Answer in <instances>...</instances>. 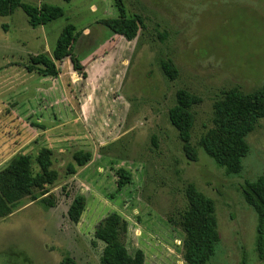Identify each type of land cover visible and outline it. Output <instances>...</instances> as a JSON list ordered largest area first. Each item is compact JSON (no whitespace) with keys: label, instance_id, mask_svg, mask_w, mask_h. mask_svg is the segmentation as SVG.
Masks as SVG:
<instances>
[{"label":"rangeland","instance_id":"rangeland-1","mask_svg":"<svg viewBox=\"0 0 264 264\" xmlns=\"http://www.w3.org/2000/svg\"><path fill=\"white\" fill-rule=\"evenodd\" d=\"M22 2L59 7L64 16L35 29L21 9L0 17V171L28 155L35 174L36 156L47 148L58 178L46 195L24 198L0 220V264H60L66 257L100 264L104 245L94 231L112 213L127 223L122 242L131 255L143 253V264H186L181 215L189 183L214 203L220 240L209 264H263L255 253L257 218L241 185L264 178V119L246 138L239 176L226 175L198 142L225 93L248 95L264 84V0H122L126 17L144 22L130 42L101 25L118 18L114 0ZM66 25L78 34L73 53L85 78L67 59L56 63L57 78L28 72L32 57L51 58ZM162 61L178 71L175 81ZM178 90L201 99L191 109L196 162L185 157L169 122ZM78 151L91 160L70 175ZM120 169L131 183L118 191ZM79 195L86 206L73 224L67 210ZM50 196L52 208L41 201Z\"/></svg>","mask_w":264,"mask_h":264},{"label":"trees","instance_id":"trees-1","mask_svg":"<svg viewBox=\"0 0 264 264\" xmlns=\"http://www.w3.org/2000/svg\"><path fill=\"white\" fill-rule=\"evenodd\" d=\"M68 2L69 0H65ZM119 16L107 19L101 25L113 35L130 42L136 39L144 27L140 16L126 17L122 0H114ZM21 9L28 19L31 28L46 26L64 16L59 7L42 4L39 7L26 5L22 0H0V17L12 15ZM78 34L73 25H66L62 30L52 56H34L30 60L28 72H37L42 77L57 78L59 70L56 63L67 59L72 71L85 78L84 68L76 58L74 45ZM163 74L170 81H175L178 71L171 63H160ZM175 105L168 112L169 122L177 131L185 157L197 161V152L191 144V133L194 117L191 109L201 103V99L185 90H178ZM264 119V84L255 92L244 95L237 90L224 94L223 98L213 104V127L200 138L198 147L226 175L239 176L242 172V161L250 149L246 138L254 132L260 120ZM52 151L43 148L36 156L37 173H33L32 159L28 155L13 158L0 171V220L10 216L21 205L24 198L35 202L46 195L45 188L52 186L58 178L52 170ZM75 166L68 165L70 175L76 174V168H82L91 160V154L78 151L72 156ZM118 177L117 190H122L131 183V174L123 169L116 172ZM39 191L41 196L35 193ZM243 200L255 213L257 218L255 253L257 259L264 264V178L255 181H244L241 185ZM186 208L181 215V228L184 234L182 243L183 260L186 264H209L219 244V234L215 218L214 203L201 194L189 183L184 190ZM41 201L49 208L54 207L53 197L42 198ZM20 205V206H19ZM86 200L83 196L73 199L67 210V218L78 224L84 212ZM127 223L116 213H112L100 221L94 231V238L104 247L100 264H143L141 251L131 255L122 242L126 233ZM60 264H75L71 258H64ZM240 264H245L242 260Z\"/></svg>","mask_w":264,"mask_h":264},{"label":"crops","instance_id":"crops-1","mask_svg":"<svg viewBox=\"0 0 264 264\" xmlns=\"http://www.w3.org/2000/svg\"><path fill=\"white\" fill-rule=\"evenodd\" d=\"M79 110H80V112H79V113H80V115H82V108L80 107V108H79Z\"/></svg>","mask_w":264,"mask_h":264}]
</instances>
